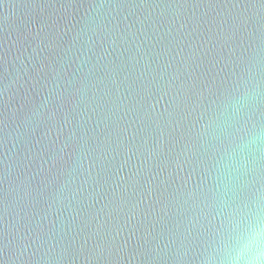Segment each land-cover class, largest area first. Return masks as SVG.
I'll list each match as a JSON object with an SVG mask.
<instances>
[{
	"label": "water",
	"instance_id": "95a60500",
	"mask_svg": "<svg viewBox=\"0 0 264 264\" xmlns=\"http://www.w3.org/2000/svg\"><path fill=\"white\" fill-rule=\"evenodd\" d=\"M264 221V0H0V264H227Z\"/></svg>",
	"mask_w": 264,
	"mask_h": 264
},
{
	"label": "clouds",
	"instance_id": "9594fccd",
	"mask_svg": "<svg viewBox=\"0 0 264 264\" xmlns=\"http://www.w3.org/2000/svg\"><path fill=\"white\" fill-rule=\"evenodd\" d=\"M227 264H264V221L253 219L234 235Z\"/></svg>",
	"mask_w": 264,
	"mask_h": 264
}]
</instances>
